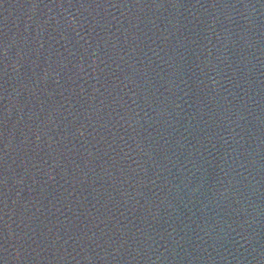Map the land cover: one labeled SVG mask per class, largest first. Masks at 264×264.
Here are the masks:
<instances>
[{"label":"water","instance_id":"1","mask_svg":"<svg viewBox=\"0 0 264 264\" xmlns=\"http://www.w3.org/2000/svg\"><path fill=\"white\" fill-rule=\"evenodd\" d=\"M0 264H264V0H0Z\"/></svg>","mask_w":264,"mask_h":264}]
</instances>
